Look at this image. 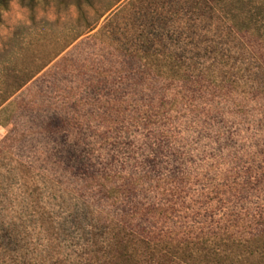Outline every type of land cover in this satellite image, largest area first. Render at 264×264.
I'll return each instance as SVG.
<instances>
[{
	"label": "rangeland",
	"instance_id": "1",
	"mask_svg": "<svg viewBox=\"0 0 264 264\" xmlns=\"http://www.w3.org/2000/svg\"><path fill=\"white\" fill-rule=\"evenodd\" d=\"M193 11L0 6V96L25 81L0 106V264H101L114 234L209 226L229 263L264 264L245 257L264 236V46Z\"/></svg>",
	"mask_w": 264,
	"mask_h": 264
},
{
	"label": "trees",
	"instance_id": "2",
	"mask_svg": "<svg viewBox=\"0 0 264 264\" xmlns=\"http://www.w3.org/2000/svg\"><path fill=\"white\" fill-rule=\"evenodd\" d=\"M185 3L200 21L205 17L218 20L227 26L230 33L255 36L264 46V0H185ZM4 4L5 0H0V6ZM24 85L25 81L8 84L0 96V106ZM58 122L55 117L50 118L42 124L43 131L54 133ZM71 156L76 157L75 152L71 151ZM214 229L209 226L187 230L182 233L185 234L182 238H177L179 233L171 230L158 237L142 236L145 234L141 232L142 235L135 233L127 236L124 233L126 240L114 234L109 251L105 253L107 258L101 264H231L230 258L239 259L240 256H232L236 253L235 240L228 227ZM247 241L252 242L253 247L248 246L245 257L256 256L262 261L263 234H251Z\"/></svg>",
	"mask_w": 264,
	"mask_h": 264
}]
</instances>
